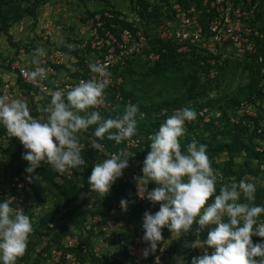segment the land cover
<instances>
[{
    "label": "clouds",
    "instance_id": "clouds-1",
    "mask_svg": "<svg viewBox=\"0 0 264 264\" xmlns=\"http://www.w3.org/2000/svg\"><path fill=\"white\" fill-rule=\"evenodd\" d=\"M44 54L43 48L34 50V70L27 73L30 81L47 78V69L38 59ZM66 67L76 71L71 64ZM87 67L95 74L93 78L81 79L63 90L41 89L49 99L35 108L39 115H32L34 109L23 98H0V127L22 145L21 158L27 162L25 180L39 182L42 187L45 181L35 171L42 163L58 175L87 167L81 141L83 133L92 129L96 139L87 147L104 158L93 165L87 177L88 191L81 196L95 192L104 197L129 166V155L123 150L107 153L97 141L106 139L119 145L135 136L139 107L129 103L115 118L102 116L97 109L111 83V72L107 63L89 62ZM196 117L194 109L182 107L148 137L141 175L136 178L141 184L138 196L159 206L155 212L145 210L141 217V240L145 243L141 255L147 259L156 253L165 228L176 237L192 231L199 237L207 228L206 237L196 239L192 245L200 246L203 252L193 256L190 264H264V205L256 203L257 185L245 179H230L217 189V173L210 163L207 145L193 138L181 149L185 125ZM149 184L154 185L150 190ZM128 203L120 200L122 212L127 211ZM11 205L8 198L0 200V264H16L33 231L30 216ZM252 237L259 238V242L254 243ZM175 260L176 264H186L183 257Z\"/></svg>",
    "mask_w": 264,
    "mask_h": 264
},
{
    "label": "built area",
    "instance_id": "built-area-1",
    "mask_svg": "<svg viewBox=\"0 0 264 264\" xmlns=\"http://www.w3.org/2000/svg\"><path fill=\"white\" fill-rule=\"evenodd\" d=\"M186 1L187 4L182 5L180 1L174 0L170 3L171 6L167 13L164 12L165 16L160 20L152 22L143 19L141 23L145 26L137 27L134 30L123 28L118 34L113 31L114 28H117V24L109 23L107 26L103 19V17L112 18L113 15L110 12L105 11L102 15L96 13L93 17L80 21L77 29L80 40L75 45L55 44L54 42L57 40L53 28L49 24H43V35L45 38H50L51 45L49 47L51 50L50 52L44 50L45 54L38 59L40 66L47 69V78L39 82L28 79L27 73L34 70V65L31 63L34 54L30 56L32 44L20 43L0 66V98L7 101L23 98L28 101L30 107L36 108L37 105L47 103L49 99L41 89L63 90L66 86L75 85L81 79L87 80L94 77L95 74L91 73L87 67L89 62L107 63L108 70L111 72V83L104 90L102 105L97 110L101 114L112 113L120 108L123 101L120 89L122 78L114 72V68H123L127 64V60H134L137 57H143L149 63L158 60L160 53L152 49L153 39L169 42L176 47L175 50L179 54L205 56L206 62L212 66L209 70L210 76L217 74L216 67L219 59L224 56L251 57V53L264 46V1ZM260 10H262L261 14ZM259 14L263 18L259 19ZM55 27V29H59L58 24ZM68 64L75 67L76 71H70L66 67ZM128 102L129 99L126 100V103ZM258 105L263 107L264 100H255L254 102L243 100L239 104V110L254 116L256 114L255 107ZM178 109H174L172 113ZM206 110L202 109L199 112L204 116V120H208ZM165 114L167 112L163 108L158 116ZM258 131H264V125L260 124ZM87 141L84 143L87 144L86 146L89 144ZM139 142L138 137H131L126 141L124 151L129 153L130 148L138 146ZM102 146L105 150L103 144ZM12 171H15L14 162L11 163L7 156H0V200L8 198L12 201L13 208H22L24 196L21 191L25 188V180L23 178L12 179L10 176ZM128 173L135 182L128 190L129 203L127 207L130 204L145 202L148 205L146 210L154 212L159 205H154L138 196V191L141 188L140 182L136 183V178L139 177L138 172L129 170ZM5 185L6 190L4 189ZM116 210L120 212V205L113 210L114 213L117 212ZM111 217V214L105 217V222L100 229L102 226L103 228L111 226ZM99 219L101 218L94 216L92 217L93 222L90 218V223L96 224ZM142 235L143 231L140 228L139 234L135 235L126 245L127 254L136 262L145 261L141 255L142 249L145 247V243L141 240ZM64 245L65 247H76L79 245V241L77 238L69 236ZM51 252L54 264H58L62 257L61 250L54 248ZM151 256L154 264H170L166 252L160 248Z\"/></svg>",
    "mask_w": 264,
    "mask_h": 264
},
{
    "label": "rangeland",
    "instance_id": "rangeland-1",
    "mask_svg": "<svg viewBox=\"0 0 264 264\" xmlns=\"http://www.w3.org/2000/svg\"><path fill=\"white\" fill-rule=\"evenodd\" d=\"M10 1V2H9ZM3 6V9L11 8L9 19L10 25L6 33H0V52H5L4 55H8L10 50L15 46L11 44L12 42H23L31 41L32 48H43L50 52L51 45L50 38H43L40 24H49L53 28V33L56 38L55 44H76L79 42L80 37L77 35V29L82 18L87 15V10H92L96 8H109L111 10H116L124 16V18L131 20V22L137 23L140 19L139 14L136 13V5L132 4L130 0H9ZM37 1V2H36ZM148 5L149 9L157 6L160 8L159 11L163 9L166 10L167 5L174 0H144ZM34 4H36L34 6ZM34 8V17L26 14L28 10ZM153 10V9H152ZM160 13H158L159 17ZM52 20L51 22L48 20ZM47 20V21H46ZM54 22V23H52ZM59 25V29H55V25ZM143 23H141L142 25ZM68 32L64 35L63 32ZM44 34V32H43ZM63 34V35H62ZM37 35V39L35 36ZM61 37H60V36ZM53 39V38H51ZM2 53V54H3ZM0 56H2L0 54ZM262 57V55H261ZM260 66V70L256 68V60L252 57H228L227 55L219 59L218 65L216 67L217 74L210 76L208 74L209 82L206 84L204 96L206 98L215 99L214 105L209 106V113L211 116L220 115L219 111L216 109L221 104L220 101H216L218 96L222 97H232L242 91L244 93L247 90V84L249 78L252 76V72L258 70L260 83L264 82V59ZM150 65H148L143 57H137L132 60L124 67L122 72V84L128 90H132L139 101L144 105H155L165 98H172L181 94L190 84V74L194 71L199 72V76H202V81L204 80V72L198 69V66L190 61L189 57L186 60L179 61V64L170 70H166L163 75L156 76L152 71L148 70ZM188 76V79H187ZM259 83V86H260ZM261 83V84H262ZM205 85V83H204ZM241 94V93H240ZM32 115H37L34 107ZM125 106H121L123 111ZM252 108V107H251ZM253 110V108H252ZM254 111V110H253ZM208 115V118L210 117ZM143 116V115H142ZM145 118V117H142ZM235 119V118H234ZM148 122V121H147ZM2 127H0V130ZM202 127L187 133L186 135L191 136L194 134L201 133ZM85 134L83 133V136ZM185 135V136H186ZM92 137H87V142L89 143ZM94 140V139H93ZM86 143V142H85ZM17 144H20L18 138L9 139L7 134L0 132V156L2 154H11L17 148ZM87 145V144H86ZM85 145V146H86ZM87 152L83 153V158L87 163V167H92L95 162H99L100 153L95 154L96 150L91 147H87ZM97 158V159H93ZM21 163L24 165L20 166L19 173L12 171L10 176L12 179H21L23 176L27 175L24 172V168L27 163L23 159H20ZM227 155L221 153L214 158L210 159V163L217 173V184L220 183L222 177V171L226 167ZM237 162L236 165L232 166V170L229 176L225 177L227 179L236 180V175L233 172H237L240 167L238 163L243 162V158H235ZM23 166V167H22ZM42 167L48 166L42 163ZM254 166V163L252 164ZM22 167V168H21ZM49 167V166H48ZM263 168V167H261ZM86 171L83 166L77 169H71L66 171L64 174L56 177L55 182L57 184L66 182V179L72 178L75 182H80L82 178V172ZM241 179L253 182L257 185L256 198L264 203V170H260L256 175H251L246 173ZM10 183L8 184V186ZM6 190V185L4 187ZM24 196V204L22 209L25 214L30 216L33 223V231L29 235L27 247L25 253L22 257H18L16 264H54L55 261L52 258L51 250L59 246L65 247L66 238L68 235H73L74 233H80L79 225L69 221L68 217L63 216L66 211V207L62 205V202L58 195H56V190L54 188L50 190H42L40 192H34L29 189L25 183L24 190L21 191ZM8 194V192H5ZM20 198V197H19ZM92 205L82 206L78 212L82 213L91 208ZM114 213V211H112ZM115 214V213H114ZM94 217V216H93ZM112 221L111 226L106 228L94 230L95 232L91 236L92 251L94 256L102 259L99 264H131L126 260L116 262L121 256V242L118 240L121 236H124L125 229H134L135 223H129L125 227L123 221L119 222L115 220V217L110 218ZM90 221H87V224ZM91 222L92 217H91ZM87 228V227H86ZM196 225H193V229ZM53 232H58V236H54ZM82 234H86L83 230ZM202 234L207 235V228L204 229L199 237L196 236L195 232H189L187 234H181L176 237L175 234L171 233L165 228L162 230V241L158 245V248L164 250L167 254V259L169 258L170 264H176L175 258L183 257L186 264H190V260L193 256L202 254L203 248L200 246H192L194 241L203 240ZM205 236V235H204ZM255 241V240H253ZM61 250V249H60ZM191 250L193 252H191ZM63 252V251H62ZM66 252V251H65ZM67 258L65 264H98L93 263L90 259H86L83 262L78 260L76 255L71 253L66 254Z\"/></svg>",
    "mask_w": 264,
    "mask_h": 264
},
{
    "label": "trees",
    "instance_id": "trees-1",
    "mask_svg": "<svg viewBox=\"0 0 264 264\" xmlns=\"http://www.w3.org/2000/svg\"><path fill=\"white\" fill-rule=\"evenodd\" d=\"M8 1L9 0H0V33H6L10 25L9 13L11 11V8L3 9V6L6 3L8 4L10 2ZM177 1H180L182 5L187 4L186 0ZM130 2L136 5V13L139 14L140 19L137 21V23L131 22L128 19L124 18L119 10L116 11L109 8H96L92 10L88 9L86 12L87 15L85 16V18H82V20H85L88 17H93L96 13H100L102 15L105 11H108L113 15V17H103V19H105L106 21L105 24L108 26L109 23H116L117 28H114L113 31L118 34L123 28H130L134 30L137 27L145 26L143 24L141 25V20L143 19L151 20L152 22L160 20L165 16L164 12L167 13L169 7L171 6L170 4H168L166 10L163 9L162 11H159L160 8H157V6L153 7V10L149 9L144 0H130ZM35 5L36 4H34V6ZM33 10L34 8L28 10L26 14L34 17ZM261 12L262 10H260V14ZM158 13H160L159 17H157ZM260 14L258 16L259 19L263 18ZM203 18H205V16H203ZM9 41L11 44H14L15 47L19 45V43L17 42L14 43L12 42V40ZM151 44H153L152 49L160 53L159 59L155 62L149 63L145 61L148 65H150L148 70L152 71L154 75H163L166 70H170L171 68L178 65L179 61L181 62L183 61V59L186 60V57H189L190 61L196 64L198 66V69H201L204 72L205 82L202 81L203 77L199 76V72L194 71L189 76V86L181 94L172 98L167 97L155 105L142 104L136 94L132 90L126 89L121 83L120 89L123 98L121 106L133 103L137 104L139 107V111L136 116L137 134L135 135V137H138L140 142L138 146L130 148V151L128 153L129 166L124 170L123 176L121 178H118L112 185L110 192L104 197L98 195L95 192L91 193L88 197L81 196V193L88 191L87 177L90 174L93 166L84 167L86 171L82 172V178L80 182H75L74 179L69 178L66 179V182L57 184L55 182V179L59 175L51 167L48 166H41L35 170L45 181L43 187L39 184V182L36 181L28 183L25 180L26 175L22 177L29 189L33 190L36 193L45 189L50 190L54 188L56 190V195H58L62 202V205L67 208L63 213V216L68 217L69 221H71L72 223H76L79 225L80 233L68 235L77 238V240L79 241V245L76 247L66 248L59 246L58 249H61V252H63L58 264L66 263L65 259L67 258V253L76 255L78 257V260L82 262L86 259H90L93 263L99 264L102 259L94 256V253L92 251L91 236L95 232L94 230L100 229L101 225L105 222V217L110 216V214L115 217L116 221L119 222L120 220H122L125 227L129 225L130 222L135 223L134 229H125L127 231H124V236H121V238L118 240L122 244L120 249L121 256L115 261L119 262V260H126L131 264H154L151 255L143 262H136L126 252L127 243L135 235L139 234L141 228V217L148 205L145 202H141L139 204H130L127 207L126 212H122L121 210L120 212H118L116 210L117 212H115L114 214L112 213V211L114 209H117L122 198L126 200L129 199L128 190L133 185L135 180L130 176L128 171L133 170L138 172L139 176L141 175L140 169L142 161L148 151V144L150 143V141L148 140L149 135L158 130L159 125L168 116L172 115L173 110L176 108L180 109L182 107H190L197 112L196 119L192 122L186 123L185 127L187 131L185 135L202 127L201 133L191 136L184 135V137L180 139L182 150H184L191 139L194 138L199 142L207 145V154L209 156V159H212L221 153L227 155L226 167L222 171V177L220 183L217 184V189L219 188L220 184L225 183L229 180L225 177L229 176V173L233 171L232 166L237 164L235 158H243V162L238 163L240 169L237 172H233L234 175H236V181H239L246 173L256 175L260 170H264V131H258L260 124L264 125V106L262 107L261 105H258L257 107H255L256 114L254 116L248 115L245 112H240L239 110V104L243 100H247L250 102H254L255 100H264V82H261V84V79H259L258 76V70H260V66L263 63L262 58L264 59V46L262 48L259 47L256 52L250 54L252 59L256 60V68L258 70L252 72V76L249 78V82L246 87L247 90L244 93H242L241 91V94L238 93L229 98L218 96L216 98V101H220L221 104L216 109L220 112V115L211 116L209 113L210 109H208V107L214 105V103L216 104V102L214 101L215 99L206 98V96H204L205 87H207L206 84H210L208 74L209 70L212 67L209 63L206 62V57H199L195 56L194 54L190 56H187V54H179L175 50L176 47H174L167 41L153 39ZM1 59L2 62L5 61L4 58ZM131 61L132 59L127 60V64ZM127 64L125 66H127ZM124 67H116L114 68V72L122 77ZM127 99H129L128 103H126ZM121 106L115 112L104 113L101 115L105 118H115L117 115L122 113ZM163 108L166 109L167 114L158 116V113ZM202 109H207V115H210L208 120H204V116L199 114ZM112 131L115 130L113 129ZM0 132L6 134L3 128L0 130ZM91 132L92 129H89L84 133V139L81 141V144L83 145L82 154L84 152H87L88 149L84 144L87 141V137L91 136L92 138L96 139L91 135ZM14 138L15 137H9V139L12 140ZM97 142L104 145L105 152L107 153L116 152L118 150L124 151L126 145V141H122L119 145H116L114 141L106 139ZM17 145V148L12 151L11 154L6 155L4 153L2 155L7 156L11 163L14 162L16 174H20L19 168L22 163L24 165V162L21 163L20 160L22 159L21 153L24 150L21 144ZM95 154L98 153L95 152ZM99 158L103 159L104 156L100 153ZM93 159L95 160L97 158ZM25 163L27 162L25 161ZM253 163L254 166H252ZM153 186L154 185L149 184V190ZM256 203L264 205V203H262L258 199H256ZM85 205H92V207L85 212L79 213L78 210ZM93 216H98L101 219H99L96 224H91L89 222L87 224L88 228H86L87 221H90V218ZM83 230L86 232V234H82L81 231ZM53 234L54 236L59 235L58 232H53ZM202 236V238L204 239L206 237V234H202ZM252 239L255 240L253 241L254 243L259 242V238L257 237H252ZM191 252L193 251L191 250ZM209 253H211V249H209Z\"/></svg>",
    "mask_w": 264,
    "mask_h": 264
},
{
    "label": "crops",
    "instance_id": "crops-1",
    "mask_svg": "<svg viewBox=\"0 0 264 264\" xmlns=\"http://www.w3.org/2000/svg\"><path fill=\"white\" fill-rule=\"evenodd\" d=\"M50 22L52 21V20H50V19H48ZM47 21V20H46ZM52 23H54V22H52ZM42 25L43 24H40V27L42 28ZM63 32H66V31H62V32H60V34L61 33H63ZM68 32H66V33H64V35H66ZM41 35H42V37L44 38L45 36L43 35V30H41V33H40ZM63 35V34H62ZM35 36V39H37V35H34ZM60 36V35H59ZM61 37V36H60ZM18 43L20 44V43H23V42H19L18 41ZM25 43H28V44H31V41H25ZM34 46L35 45H33V48H32V50L30 51V56L31 55H33L34 54ZM15 46H13V48L10 50V52H9V54L8 55H4V53L3 52H0V54L2 55V56H0V66L3 64V62H2V59L1 58H4V59H6L8 56H10L12 53H13V51L15 50ZM3 53V54H2Z\"/></svg>",
    "mask_w": 264,
    "mask_h": 264
}]
</instances>
